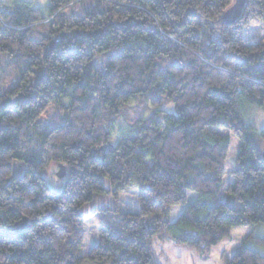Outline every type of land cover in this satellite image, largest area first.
Segmentation results:
<instances>
[{"label": "trees", "instance_id": "16d2710c", "mask_svg": "<svg viewBox=\"0 0 264 264\" xmlns=\"http://www.w3.org/2000/svg\"><path fill=\"white\" fill-rule=\"evenodd\" d=\"M233 1H0V264H157L152 245L167 241L199 256L225 244L223 264H264L253 248L264 247V127L247 120L264 110V35L245 37L264 23V0L226 25ZM137 100L149 115L119 124ZM229 134L238 147L221 199ZM54 163L60 192L43 177ZM129 189L136 213L118 208ZM96 196L112 207L92 213L98 241L83 257L80 210Z\"/></svg>", "mask_w": 264, "mask_h": 264}, {"label": "rangeland", "instance_id": "374dc122", "mask_svg": "<svg viewBox=\"0 0 264 264\" xmlns=\"http://www.w3.org/2000/svg\"><path fill=\"white\" fill-rule=\"evenodd\" d=\"M2 2L3 7H8L11 0H0ZM31 2L34 6L45 9L47 7V0H25ZM264 35V23L262 22H253L248 25L245 30V37L251 43L260 42L263 39ZM111 53V52H110ZM108 55V54H107ZM101 60V61H100ZM105 57H98L95 60V63L98 65L99 62H103ZM3 70V81L9 82L10 77L12 76L11 70L8 65H4ZM0 68L1 64H0ZM163 109L168 112L173 111L172 105H165ZM151 112V109L148 108L147 104L143 101H134L124 107L121 112V117L116 120L119 124L121 123H132L139 117H146ZM53 110L50 109L47 115H45L46 119H51L53 117ZM247 119V118H246ZM255 128L256 133L261 131L264 127V110L254 109L252 110V114L249 115L248 119ZM117 125V128H120L121 125ZM230 135V146L227 156L226 162V172L227 175L224 177L223 186L220 192V198L223 199V194L225 193L226 186L231 182L229 172L234 167V159L236 156V150L238 147V139L233 135ZM118 139V131L114 133L111 140V145L114 147L117 143ZM14 163V162H13ZM14 169H12V177H18L23 173L22 166L20 164L14 163ZM58 164L49 165L43 172L44 180L48 186V188L53 192H60L64 186L65 178H58L56 173L59 170ZM103 183L106 188H109V183L106 179H103ZM193 194L188 193V201L193 199ZM112 207V202L107 197L96 196L92 200V202L85 204L80 210L82 214L87 217L85 222V230H84V243L81 250V255L83 257L87 256L90 249L97 243L98 241V219L97 215H92L94 211L109 209ZM118 208L121 212H137V190L129 189L122 193L119 197ZM182 206H175L171 209V219L176 220L179 213L182 210ZM255 235L264 238V225H260L255 230ZM96 241H93V240ZM154 257L157 264H223L219 258L220 253L225 248V244L221 246H217L211 250V253L207 256H199L194 249L188 248L184 245H178L173 243L172 241H167L164 243L154 242ZM257 252L264 256V247H253ZM83 264H96L95 262H90L85 259Z\"/></svg>", "mask_w": 264, "mask_h": 264}, {"label": "water", "instance_id": "95a60500", "mask_svg": "<svg viewBox=\"0 0 264 264\" xmlns=\"http://www.w3.org/2000/svg\"><path fill=\"white\" fill-rule=\"evenodd\" d=\"M246 0H234L232 5L229 6L222 14L221 20L226 25L235 24L242 13ZM261 157L264 161V149L261 151ZM58 178H63L65 176V168L63 165L59 166V170L56 173Z\"/></svg>", "mask_w": 264, "mask_h": 264}, {"label": "clouds", "instance_id": "9594fccd", "mask_svg": "<svg viewBox=\"0 0 264 264\" xmlns=\"http://www.w3.org/2000/svg\"><path fill=\"white\" fill-rule=\"evenodd\" d=\"M149 107H152V106H149ZM161 110H164V109H163V107H162V109H161ZM45 111H48V110H47V109H45ZM40 115H41V118H44V119H46V118H47L46 116H44V114H43V113H41ZM105 178L107 179V177H105Z\"/></svg>", "mask_w": 264, "mask_h": 264}, {"label": "crops", "instance_id": "0c3cea01", "mask_svg": "<svg viewBox=\"0 0 264 264\" xmlns=\"http://www.w3.org/2000/svg\"><path fill=\"white\" fill-rule=\"evenodd\" d=\"M93 241H96L95 239Z\"/></svg>", "mask_w": 264, "mask_h": 264}]
</instances>
